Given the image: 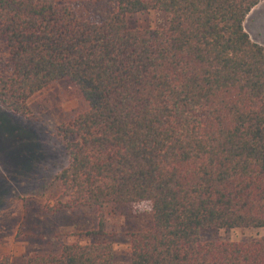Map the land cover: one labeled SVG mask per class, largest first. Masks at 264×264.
I'll list each match as a JSON object with an SVG mask.
<instances>
[{
    "label": "trees",
    "instance_id": "trees-1",
    "mask_svg": "<svg viewBox=\"0 0 264 264\" xmlns=\"http://www.w3.org/2000/svg\"><path fill=\"white\" fill-rule=\"evenodd\" d=\"M263 1L94 0L86 17L58 0H0V107L29 117L30 100L64 80L89 106L56 130L66 163L43 183L48 211L148 203L152 226L130 234V264H264V237L201 240L264 230V45L245 28ZM145 12L167 25L132 29L127 18ZM114 256L97 241L25 264Z\"/></svg>",
    "mask_w": 264,
    "mask_h": 264
},
{
    "label": "rangeland",
    "instance_id": "rangeland-1",
    "mask_svg": "<svg viewBox=\"0 0 264 264\" xmlns=\"http://www.w3.org/2000/svg\"><path fill=\"white\" fill-rule=\"evenodd\" d=\"M58 1L74 4L80 14L90 17L87 7L94 0ZM127 20L132 29L147 30L163 28L168 17L145 12ZM245 28L254 42L264 45V1L251 11ZM8 62V52L0 40V73ZM29 107V117L0 107V258L9 256L11 264H25L34 254L58 253L64 244L106 241L113 245L114 264H130V234L152 226L148 203L111 205L100 211L50 212L47 206H54L53 200L41 195L44 181L66 163L57 128L89 110L81 92L69 81L55 82L35 95ZM263 237V229H209L201 233L203 242L240 243Z\"/></svg>",
    "mask_w": 264,
    "mask_h": 264
}]
</instances>
